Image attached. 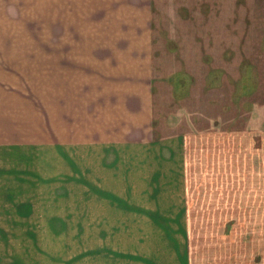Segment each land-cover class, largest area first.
Segmentation results:
<instances>
[{
	"label": "crops",
	"instance_id": "0c3cea01",
	"mask_svg": "<svg viewBox=\"0 0 264 264\" xmlns=\"http://www.w3.org/2000/svg\"><path fill=\"white\" fill-rule=\"evenodd\" d=\"M153 6V0H0V218H12L0 228L34 238L29 229L41 227L48 204L45 227L66 239L72 151L95 146L103 153L98 161L112 170V183L96 194L102 226L122 229L112 245L98 241L107 252L98 264H208L206 252L216 253V246L188 232L206 227L202 212L226 230L234 220L264 230V126L237 133L244 160L235 174L228 142L211 170L191 174L203 158L189 136L156 137ZM42 178L50 187L42 189ZM88 190H80L84 205ZM236 239L238 249L233 237H219L227 253L218 264H264V235ZM22 257L42 260L39 253ZM12 259L0 254V264Z\"/></svg>",
	"mask_w": 264,
	"mask_h": 264
},
{
	"label": "rangeland",
	"instance_id": "374dc122",
	"mask_svg": "<svg viewBox=\"0 0 264 264\" xmlns=\"http://www.w3.org/2000/svg\"><path fill=\"white\" fill-rule=\"evenodd\" d=\"M153 5L156 137L189 136L188 141L203 158V164L197 162L191 166V174L200 173L201 166L211 170L221 156L219 150L228 142L235 174L237 161L244 160L237 133L264 126V0H153ZM197 139L206 143L198 144ZM217 139L222 140L218 144L220 148L215 144ZM100 151L95 146L73 148V202L69 214L72 227L68 229L71 233L67 238L45 227L44 223L51 222H45L51 219L48 212L51 205L42 204L41 221L38 222L41 227L29 229L34 232V238L29 233L30 241L20 229L0 228V254L7 261L13 257L15 259L10 260L13 264H98V257L102 260L107 252L98 241L107 239L112 245L114 234L117 239L122 229L102 226L103 206L100 211L96 194L112 183V170L110 163L98 161L97 156L103 154ZM253 155L255 157L256 150L250 154V160L254 159ZM49 182L50 179L42 178V189L50 187ZM82 186L89 189V205L82 204L86 198L81 195ZM49 198L42 193V202ZM200 214L203 216L200 223L206 227L192 226L188 232L194 238L203 236L204 242L212 240L209 245L216 246V253L206 252V257L210 256L208 264H218L226 256V245L219 237L227 234L233 237L232 246L238 249L236 236L255 237L259 241L264 235L262 228H243L236 220L227 223L230 228L226 230L222 220L208 221L207 216L212 213ZM238 216L240 212L233 213V219ZM9 219L2 217L0 221ZM38 253L40 262L22 259L24 255L37 257Z\"/></svg>",
	"mask_w": 264,
	"mask_h": 264
}]
</instances>
